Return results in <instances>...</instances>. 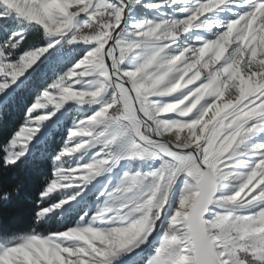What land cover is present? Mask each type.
Masks as SVG:
<instances>
[{
  "label": "snow or ice",
  "instance_id": "1",
  "mask_svg": "<svg viewBox=\"0 0 264 264\" xmlns=\"http://www.w3.org/2000/svg\"><path fill=\"white\" fill-rule=\"evenodd\" d=\"M221 6L232 18L206 23ZM138 7L182 15L130 26ZM193 27L215 30L194 33L204 38L192 42ZM0 31L7 33L0 41V114L15 104V93L32 92L24 123L0 141L3 166L29 151L34 133L43 135L25 125L58 121L53 109L47 110L52 119L35 111L45 103L56 110L67 102L96 106L52 156V174L36 201L37 223L62 204L71 210L103 169L122 160L151 161L150 172L126 167L115 187L100 194L119 202L112 224L121 226H91L111 212L98 207L88 226L81 216L46 236L33 229L0 238V264H112L141 245L151 249L144 264H264V138L254 139L264 137V0H0ZM77 44L80 54L61 72L72 54L66 45ZM137 49L143 52L133 56ZM237 78L253 87L224 96L225 85ZM221 101L229 107L214 111ZM189 126L202 132L193 142L166 139ZM93 148L87 162L74 157ZM236 156L244 158L238 164L245 171L224 172ZM69 157L74 164L66 163ZM229 177L235 190L219 193V182ZM73 180L82 186L61 194L72 203L50 205L46 197ZM170 193L178 194L175 201ZM18 194L19 185L9 191L0 184V204Z\"/></svg>",
  "mask_w": 264,
  "mask_h": 264
},
{
  "label": "rangeland",
  "instance_id": "2",
  "mask_svg": "<svg viewBox=\"0 0 264 264\" xmlns=\"http://www.w3.org/2000/svg\"><path fill=\"white\" fill-rule=\"evenodd\" d=\"M130 15L132 18L130 21H128V23L131 26V25H134V24L140 22L141 20H155V19L160 18V17H162L163 19L178 18L179 16L182 15V13L176 11L175 9H169V8H161L160 11H157L154 9H148L146 7H138L137 9H134L133 12L130 13ZM209 15H212V14H209ZM231 18H232V12L226 10L224 6H221V9L216 11V15L214 16V18L210 22L206 21V23H211L212 25H217V24L223 23L225 19H231ZM9 27H16V25H10ZM214 30H215V28L203 29V28L193 27L189 30L190 32L193 33L191 40H192V42H199L204 38L203 36H196L194 34L196 32L211 33ZM183 35L187 36L188 34L184 33ZM6 37H7V33L0 31V41H3L4 39H6ZM185 43H188V42H185ZM82 47H83V45H80V44L66 45L67 51L71 52L72 54L69 55L68 57H66L65 60L59 65V69L61 72L64 71L67 67L72 66V61L75 60L76 56H78L80 54V49H82ZM173 47L176 51L179 50L178 45H174ZM141 52H143L142 49H137L134 51V53L132 55L133 56L139 55ZM129 59H131V56L129 57ZM27 71H29V70L26 69L25 72H27ZM18 79H23V76L18 78ZM0 82H2V81H0ZM87 83L88 82L86 81V84ZM252 87H253V85L248 83V82H244L243 84H241V82L237 78V79H234V80L228 82L225 85L223 95L227 96V97H232V96H236V95L242 96L243 94L248 92ZM230 93H231V96H229ZM95 107H96L95 105H93L92 107H89L88 105L79 106L74 102H67L64 106H62L61 109L56 110V109H54V105H49V104L45 103L43 109H36L35 111L40 112L41 115L47 116L48 119H52V114L47 110L53 109L55 113L60 114V118L58 119V121L54 125H50L49 127H46V128H42L41 126L46 124L47 121H35V120H33L28 125H25V126L35 128L37 132H43V135H45L50 131V129H53L54 132H58L60 127H64L65 126L64 123H67L66 124L67 129H66V131H64L65 132L64 133V140H65V138L67 137V135L69 133V130L73 127L74 123L76 121L83 119L85 116L90 115L93 112V109ZM224 110H225V108L223 106V101H221V107H220L219 112H222ZM214 111H217V109H215ZM64 113H67V115H63ZM211 117H212V113H209V118H211ZM197 129H198V132L194 135V138L196 136L202 134L200 127H197ZM42 136L38 137L34 133L32 140L27 145V147L29 148V151L26 152L25 155L23 157H21L19 160L30 155L32 146ZM262 138H264V137L257 136L254 139L260 140ZM63 143H64V141H63ZM246 143H248V142H246ZM243 147L244 146L241 145L240 149L242 150ZM93 151H95L94 148L91 150H88V151H82L81 153L74 154V157L79 159L81 162H87L89 160V158L92 156ZM19 160H17V161H19ZM242 161H244L243 157L236 156L234 160H232L231 162H227L228 166L223 169L224 172H228L229 170H231L235 174V173H240V172L245 171V169L238 164V162H242ZM66 163L67 164H74L73 157H69L67 159ZM150 163H151V161L140 160V159H134L132 161L122 160V161L118 162V165L116 168H112L110 171L107 170V168L103 169L99 175L94 176L90 181L86 182L87 183V188H86L87 195L83 196V198L78 203H75L73 205V207L71 208V210H65L64 204H62L61 208L53 209V212L49 213L46 216V218L55 214V213H60V214L64 215L65 212H67V211H71L73 213V211H77V210L80 211L81 210V214L78 217V219L75 220L74 223L71 224L70 226L76 225L77 221L80 220L81 216L85 217L84 226H88L89 221H91L92 217L96 215L98 207H108L111 209V212L110 213H104L103 216L100 217L99 219H97L95 221V223L92 224L91 226H99L101 228H106L108 226H121V225H119L118 222L116 224H112L113 218L118 217V213H119V211H121V209L119 208V202L118 201L114 202L112 200H108L107 196H102L100 194L103 192H107V191H109L115 187V185L119 182V180L122 176V173L125 171L126 167L131 169V173H136V172L144 173V172H150L151 171V168L149 166ZM62 183H67L68 187L67 188H60V189L56 190L53 194H50L49 197H46V199H48V198L53 199V202L50 205H54L56 203L61 202V200H65V199L68 203H72L71 198H65L61 194L65 191L72 189V188H77V187L82 186L76 180H73L71 182H62ZM236 184H237V182L232 177H229V179L219 182L218 192L223 193L224 195L230 194L235 190ZM145 190H146V185L141 186L138 190L134 189L133 193H126L124 195H133L134 193L139 194L140 192H143ZM118 195H120V193L113 192V196H118ZM170 195H172V194L170 193ZM176 195H178V194H176ZM176 195H172L173 201H175ZM85 213H87L86 216H85ZM136 215H137V217L139 216V214H136ZM69 243H71V242H69ZM142 248H144V249L142 251L138 252L134 257H131V256H133V255H131L130 257H128L129 260L126 258V264H144V261L148 258V254L150 253L151 249L147 248L145 245H141V247L139 249H142ZM125 255L126 254L121 255L118 259L114 260L112 263L119 261Z\"/></svg>",
  "mask_w": 264,
  "mask_h": 264
},
{
  "label": "trees",
  "instance_id": "3",
  "mask_svg": "<svg viewBox=\"0 0 264 264\" xmlns=\"http://www.w3.org/2000/svg\"><path fill=\"white\" fill-rule=\"evenodd\" d=\"M31 100L30 90L15 93V104L10 106L7 112L0 114V141L10 138L24 122L25 112ZM64 124L58 132L50 129L38 139L32 146L30 155L17 161L15 165L5 167L0 160V184L9 191L19 185L18 196L11 202L0 204V238L15 239L32 233L33 229L46 236L65 230L80 216L81 210H77L73 213L67 211L64 215L55 213L39 223L35 220L36 201L48 183L47 178L52 174L51 158L59 151L64 141L67 123ZM48 200L49 204L53 202L51 198Z\"/></svg>",
  "mask_w": 264,
  "mask_h": 264
},
{
  "label": "clouds",
  "instance_id": "4",
  "mask_svg": "<svg viewBox=\"0 0 264 264\" xmlns=\"http://www.w3.org/2000/svg\"><path fill=\"white\" fill-rule=\"evenodd\" d=\"M223 51V48H220V52ZM219 55V53H218ZM231 96V93L229 94ZM218 99L222 100V97H218ZM216 102L214 101V104ZM224 108L229 107L227 103L223 104ZM212 106H209L211 108ZM217 111H220V108L217 109ZM198 132V129L195 127L189 126L188 128L184 130H177V131H171L168 134H166V139L169 143H179L181 145L186 143H191L194 140V135ZM69 235H74L77 238H82L79 233H69Z\"/></svg>",
  "mask_w": 264,
  "mask_h": 264
},
{
  "label": "bare ground",
  "instance_id": "5",
  "mask_svg": "<svg viewBox=\"0 0 264 264\" xmlns=\"http://www.w3.org/2000/svg\"><path fill=\"white\" fill-rule=\"evenodd\" d=\"M138 249L139 248H136L134 251L127 253L122 259H120L119 261H117L115 263H112V264H120V263H122L124 260H126V258L130 257L131 255H133ZM139 250H141V249H139Z\"/></svg>",
  "mask_w": 264,
  "mask_h": 264
},
{
  "label": "water",
  "instance_id": "6",
  "mask_svg": "<svg viewBox=\"0 0 264 264\" xmlns=\"http://www.w3.org/2000/svg\"><path fill=\"white\" fill-rule=\"evenodd\" d=\"M143 249H144V248H142L141 250L136 251V252L133 254V256H131V257H134L138 252L142 251ZM127 259H129V258H127ZM121 264H126V260H125L124 262H122Z\"/></svg>",
  "mask_w": 264,
  "mask_h": 264
}]
</instances>
